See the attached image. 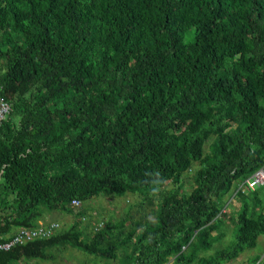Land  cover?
<instances>
[{
  "label": "trees",
  "instance_id": "16d2710c",
  "mask_svg": "<svg viewBox=\"0 0 264 264\" xmlns=\"http://www.w3.org/2000/svg\"><path fill=\"white\" fill-rule=\"evenodd\" d=\"M0 98V242L73 215L0 264H225L264 235V0H0Z\"/></svg>",
  "mask_w": 264,
  "mask_h": 264
},
{
  "label": "rangeland",
  "instance_id": "374dc122",
  "mask_svg": "<svg viewBox=\"0 0 264 264\" xmlns=\"http://www.w3.org/2000/svg\"><path fill=\"white\" fill-rule=\"evenodd\" d=\"M186 190L189 188L186 186ZM112 197H97L94 199H89L83 202L82 206L90 211L92 217L116 219L127 210L128 204H131L140 199L138 195H127V196H113ZM145 205V210L149 211L151 209L147 204ZM79 208V205L76 207ZM234 209L232 205L231 210ZM41 222H51L54 221L58 224L60 229L67 228L71 221L73 220V215L61 212H51L46 213L41 218ZM233 234L230 236H224L221 240L213 244L211 248L207 251L208 254L213 253L215 250L220 248L228 247L233 241ZM53 255L51 260H31L32 264H119V259L115 260H102L95 259L77 249L65 247H53L50 250ZM264 254V235H261L257 239V245L252 249H245L243 253L236 259L230 260L225 264H243L247 259H251L256 255Z\"/></svg>",
  "mask_w": 264,
  "mask_h": 264
},
{
  "label": "built area",
  "instance_id": "2783aa9c",
  "mask_svg": "<svg viewBox=\"0 0 264 264\" xmlns=\"http://www.w3.org/2000/svg\"><path fill=\"white\" fill-rule=\"evenodd\" d=\"M11 107L9 103L0 98V125L5 117L10 113ZM264 183V171L259 170L254 173L251 177L249 185L252 184H262ZM73 206L77 207L79 203L76 200H73L71 203ZM58 228L57 223H51L48 226H42L34 230H19L13 238L6 242H0V250H7L15 244H21L29 242L35 239L48 238L54 230Z\"/></svg>",
  "mask_w": 264,
  "mask_h": 264
}]
</instances>
